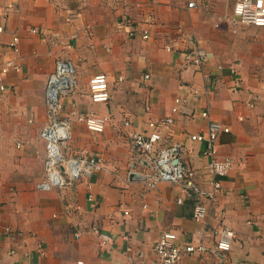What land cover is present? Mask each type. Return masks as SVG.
Segmentation results:
<instances>
[{"label":"crops","instance_id":"1","mask_svg":"<svg viewBox=\"0 0 264 264\" xmlns=\"http://www.w3.org/2000/svg\"><path fill=\"white\" fill-rule=\"evenodd\" d=\"M195 1L188 8L185 0H0V64L19 67L0 89V264H157L152 247L165 231L209 250L179 264H264V27L233 26L235 0ZM181 32L205 51L202 67L182 64L176 50L192 44ZM13 36L17 53L8 47ZM59 59L76 70L62 115L109 118L101 133L73 120L63 153L97 156L102 169L64 190H39L45 91ZM96 74L107 76L108 102L90 100L88 81ZM178 97L185 105L171 114ZM167 116L174 121L164 135L185 147L182 159L198 187L221 183L213 201L203 200V222L192 218L194 199L167 182L147 189L137 176L144 166L132 165L129 135L148 133L150 121ZM210 121L229 129L217 141L219 156L233 163L222 178L209 172L204 144L188 138L206 133ZM220 227L235 233L225 254L210 251L215 238L203 235ZM101 233L112 237L106 246Z\"/></svg>","mask_w":264,"mask_h":264},{"label":"built area","instance_id":"2","mask_svg":"<svg viewBox=\"0 0 264 264\" xmlns=\"http://www.w3.org/2000/svg\"><path fill=\"white\" fill-rule=\"evenodd\" d=\"M188 8H194L195 0H185ZM232 14L229 22L233 26L251 25L264 27V0H235ZM3 28L0 27V32ZM33 33H38L35 29ZM130 31V36H133ZM185 36V37H183ZM181 37L186 38L192 48L186 51L176 50L182 64L185 66L202 67L207 55L205 51L196 44L195 37L191 34L181 32ZM143 39L148 38V32L143 31ZM53 43V42H52ZM19 39L13 36L8 44L13 53H17L19 48ZM173 51V48H167ZM19 67L12 60H7L0 64V89L4 76L10 71H18ZM217 69L221 70L222 66L218 65ZM75 65L69 59H59L55 62L53 71L48 76L47 87L45 91L47 120L40 132V140L44 145L43 168L44 176L41 182L37 183L36 188L39 190H64L72 187L75 183L83 178L89 177L102 169L101 159L97 156L87 158L66 157L63 153L69 140V130L73 120L80 122L93 133H101L108 125L109 118L95 114V112L75 113L68 112L64 116V106L62 97L66 94H72L75 90ZM232 76L237 75L234 68L230 69ZM148 78V75L144 76ZM205 80H210L204 75ZM235 89L238 86H234ZM90 100L93 103H105L110 99L108 89V79L105 74H96L88 81ZM185 100L178 97L174 99L171 107V114H177L185 105ZM202 116L208 117V112H202ZM173 117L167 116L163 119L150 121L148 123V133H131L132 146L136 150V157L132 165L139 164L144 166L143 173L137 174L138 178L145 184L147 189L155 188L160 182H167L175 187H179L192 200H195L192 218L196 222H203L207 216V206L203 200L213 201L215 194L221 189L220 181L212 183L211 190H204L198 187L194 181L193 171L187 169L183 162L185 147L178 142H169L164 135L173 124ZM124 126H129V122H123ZM228 128L224 127L217 121H210L206 133L189 135V139L194 142L204 144L203 155L208 160V170L215 177L222 178L229 174L233 169V163L229 158L220 157L217 149V141L221 133H227ZM178 198L177 203L181 204L183 200ZM92 200V196H89ZM126 214V213H125ZM96 232L95 229H93ZM81 232H75L77 238ZM203 235H208L214 239V246L210 251L214 253L225 254L231 250L235 233L227 227L203 231ZM101 246H106L112 241V237L107 233L99 234ZM127 241L126 235L122 238ZM264 240V235H263ZM203 243L185 242L180 243L178 237L173 231H165L154 244L152 249L157 258V264H179L185 255L200 256L206 253L208 248ZM131 252L130 246L125 248ZM130 264H134L133 261Z\"/></svg>","mask_w":264,"mask_h":264}]
</instances>
